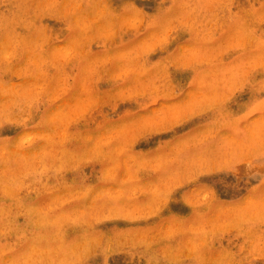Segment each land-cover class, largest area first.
<instances>
[{
  "label": "rangeland",
  "instance_id": "374dc122",
  "mask_svg": "<svg viewBox=\"0 0 264 264\" xmlns=\"http://www.w3.org/2000/svg\"><path fill=\"white\" fill-rule=\"evenodd\" d=\"M0 264H264V0H0Z\"/></svg>",
  "mask_w": 264,
  "mask_h": 264
}]
</instances>
